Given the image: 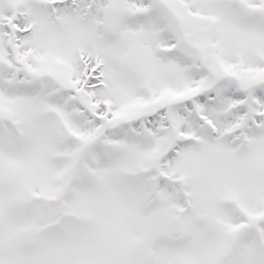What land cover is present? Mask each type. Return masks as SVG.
Wrapping results in <instances>:
<instances>
[{
    "label": "snow or ice",
    "instance_id": "1",
    "mask_svg": "<svg viewBox=\"0 0 264 264\" xmlns=\"http://www.w3.org/2000/svg\"><path fill=\"white\" fill-rule=\"evenodd\" d=\"M0 264H264V0H0Z\"/></svg>",
    "mask_w": 264,
    "mask_h": 264
}]
</instances>
